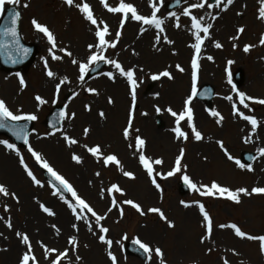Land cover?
<instances>
[{
	"label": "rangeland",
	"instance_id": "rangeland-1",
	"mask_svg": "<svg viewBox=\"0 0 264 264\" xmlns=\"http://www.w3.org/2000/svg\"><path fill=\"white\" fill-rule=\"evenodd\" d=\"M170 1L105 0L107 7L130 4L146 18L155 10L161 21L159 29L131 19V13L109 12L101 0H73L72 5L65 0H20L14 5L22 12L20 36L34 45L37 53L21 71L0 69V100L14 115H35L36 119L26 148L15 147L13 151L0 144V185L8 193L0 194V264H20L26 254L34 258L29 264H113L108 253L115 257L116 264H264L259 239L264 237V194L251 192L255 187L264 188V156L259 151L264 149V104L255 102L264 100L260 0H233L224 10L226 0L220 6L215 2L212 8L207 6L208 0H182L180 7L166 12L164 6ZM85 3L97 21L95 25L80 11L79 6ZM200 3L204 7L191 8ZM186 8L188 16L184 15ZM192 17L202 26L212 25L207 36L197 33L203 40L198 53L192 47L196 43ZM33 20L49 30L55 47L34 28ZM105 26L108 31L104 39L115 47L97 48L95 32ZM238 28L243 31L238 33ZM216 43L221 47H215ZM94 53L105 60H116L125 71L132 70L135 87L112 64L104 60L89 63ZM193 55L198 65L196 92L203 85L214 89L210 108L192 93ZM99 61L106 64L101 72L85 79L86 72ZM81 64L87 66L82 80ZM238 69L244 78L236 88L232 74ZM47 71L54 76H47ZM164 71L172 78L159 76ZM106 73H111L112 79ZM153 75L159 78L153 80ZM238 93L246 97L243 103ZM37 96L44 103H39ZM190 96L192 125L200 132V140L195 139L187 114L177 123ZM53 104H66V117L61 128L48 131L43 121ZM233 105L237 113L255 118V130L233 112ZM177 127L185 136L177 137ZM65 137L77 143L70 145ZM137 137L145 141L139 150ZM0 140L11 143L2 136ZM97 146L100 151L93 156L88 149ZM29 147L103 219L97 221L86 209H80L71 192L61 196L54 191L43 178L46 169L37 163ZM225 152L233 159H228ZM243 153L254 155L249 164L251 171L241 160ZM140 154L149 162L151 177L139 161ZM73 155L79 157V163ZM108 155H114L119 164L106 165L104 157ZM21 159L39 184H34L25 172ZM237 161L245 167H239ZM174 168L179 170L169 176ZM124 172L132 173V178ZM185 176L195 188L185 183ZM180 182L188 188L184 195L178 192ZM213 183L234 192L244 188L250 194L239 193V203L229 200L227 194L202 195ZM112 185L121 191L109 193ZM127 200L138 204L144 215L124 203ZM65 201L84 219L77 220ZM41 205L53 215L44 212ZM199 205L204 206L212 221L210 233ZM150 208L159 209L166 220H161L159 213L149 212ZM168 222L173 226L169 227ZM229 224L239 227L245 238L237 237L231 228L220 227ZM101 227L108 231L101 233ZM24 234L28 244L21 242ZM101 234L111 241L110 245L99 240ZM70 239L74 243L70 244ZM129 240L149 247L146 261L124 254L123 246ZM157 248L162 253L159 257Z\"/></svg>",
	"mask_w": 264,
	"mask_h": 264
},
{
	"label": "snow or ice",
	"instance_id": "snow-or-ice-1",
	"mask_svg": "<svg viewBox=\"0 0 264 264\" xmlns=\"http://www.w3.org/2000/svg\"><path fill=\"white\" fill-rule=\"evenodd\" d=\"M221 2H222V0H216V6H220ZM232 2H233V0H226V3L224 4V8H222L221 10L226 9L228 5L232 4ZM19 3H20V0H0V14L3 13L5 5H17ZM65 3L68 4V5H72L73 4V0H65ZM101 3L105 4V0H101ZM260 4H261V6L259 8V18L261 20H264V0H260ZM23 6L27 7L26 4L23 5ZM207 6L209 8L213 7L212 4H208ZM79 7H80V11L85 15V19L88 20L89 22H91L93 25H95L97 23V21L93 18V15H92V12L90 11L89 6L85 3V4H82ZM105 7H107V4H105ZM202 7H204V3L192 4L191 5V8H202ZM107 10L109 12H113V13H116V12H121V13H125V14L131 13V19L136 20V21H142L143 24L155 25L158 29L160 28V25H161V21L156 18L155 10L153 11L152 16L150 18H146L144 16L138 15L136 10H135V8L132 5L126 4V3H123V2H121L118 7H107ZM184 15L185 16L189 15V10L187 8L184 10ZM19 17H20V13L18 11H11L10 12L11 27H5L2 30H0V35L10 36L13 39H15L16 35H17V33H16V23H17V20L19 19ZM215 18L216 17H213V19H215ZM191 19H192V28L195 29V32L193 33V35H194L195 40H196V43L194 45H192V47H194L196 52L198 53L200 51V45L203 43V40H202V37L200 35H198L197 33H201L202 32L204 34V36H207L208 33H209V29L212 27V25L209 24V25L202 26L200 24V22L197 20L196 17H192ZM203 19H204V17H200L199 18V20H203ZM101 23H103V22H101ZM120 23H121V25H123L124 20L122 19L120 21ZM32 24H33L34 28L37 31L42 32L47 37L48 42L50 44H52L53 47H55L53 35L49 32V30L45 26H42L39 23H37L35 20L32 21ZM141 30L143 31V29H141ZM107 31H108V29H107L106 26L102 30H100V29L96 30L95 35L99 39V44L95 45V47H97V48H100V47H103V46L115 47L114 43L109 44L108 42L105 41L104 37L107 34ZM242 31H243L242 28H238L237 29L238 33L242 32ZM119 35H120V33L117 32L116 36L119 37ZM260 43L264 44V36L261 37ZM89 47L91 48L93 46L90 45ZM215 47L219 48V47H221V45L219 43H216ZM248 50H249V46L246 45L244 47V51L247 52ZM61 51H64V49H61ZM68 55H71V53H68ZM53 59H59V57L53 56ZM209 59H211V58L209 57ZM96 60H104L106 63L112 64L117 70L120 71V74L122 76H127V80H128L129 85L131 87H133V88L135 87V84H134V81H133V72H132V70H127V71L123 70L121 68V65L116 60H105L103 55H97V54L94 53L93 55H91L89 57V63H92V62H94ZM73 63H76V61H73ZM191 66H192V82H193L192 93H193V95H195V93H196L195 85H196L197 67H198V65H197V57L195 55H193V57H192ZM86 67L87 66L85 64H81L80 65V73H81L80 79L81 80L83 79V74H84V72L86 70ZM177 69L179 71L183 72V68H180L179 65H177ZM46 75L49 76V77H53L54 73L51 72V71H47ZM106 75L108 76L109 79H112V74L111 73H106ZM159 76H165V77H168L169 79L172 78L167 71L161 72L159 74ZM159 76L153 75L152 79L156 80V79L159 78ZM64 82H65V80H61V83H64ZM20 85H21V87L24 86V81L22 79L20 80ZM56 87H57V89H59L60 85L58 84ZM89 91L95 92L94 89H89ZM238 95L240 96L241 103H243V101H244V99L246 97L244 96L243 93H238ZM191 98L192 97L190 96L187 100H185V102H184V111L182 113H180V115L178 116L177 123H179L180 120H183L184 117H185V114H187V116H188V125H189V127L192 128V131H193V134L195 136V139L196 140H200L202 138L201 134L192 125L191 110L188 107L189 101L191 100ZM133 99H135L134 93H133ZM227 99H231V97H227ZM36 100L39 103H44V101L39 96L36 97ZM255 102L259 103V104H264V100H257ZM109 103H112V101L109 100ZM244 106L248 107L247 105H244ZM157 111H159V109H157ZM233 112L236 113L237 115H240V117L242 119L248 121L251 124L253 130H255V128L257 126V121L255 120V118H253L251 116L243 115L242 113H237L235 105H233ZM63 115H64V113L62 112L61 116H63ZM101 115H103V114L101 113ZM172 115L175 116L176 113H172ZM212 115L216 116L218 114L216 112H212ZM35 119H36L35 115H14L5 106V103L2 100H0V128L5 127V124H4L5 120L19 121V120H35ZM129 123H131V114H130ZM217 123H219V120L217 121ZM87 131L88 130L85 129V132H87ZM174 131L176 132L177 137L185 136V133L182 132L179 127L174 129ZM13 134L16 135L18 138L23 137L24 138V142L27 144V142H28L27 141V136H26V134L23 133L22 129L19 130V131H14ZM128 135H129L128 128H125L124 129V137L127 139ZM65 139L67 140V142L70 145L77 143V141L74 140V139H69L67 137H65ZM218 143H220V142H218ZM0 144H3L6 148L15 151V146L13 144H11V143H8L7 141L0 140ZM144 144H145L144 140H142L140 137L136 138V145H137V149L138 150ZM221 147H223L222 144H221ZM28 151L31 152L32 156L36 159L37 163H39L42 168L46 169L48 174H50V176L55 181H57L59 183V185L62 186L65 191L72 193V197L76 201V205L80 209H86L88 212H90L92 214V216L96 217L97 221L103 219V217L97 215L92 210V208L89 207V205L83 199H80L76 195V193L72 190L71 186L67 183V181L64 180L63 177L58 175L46 162H42L41 157H40V155L38 153L34 152L31 149V147H29ZM88 151L93 156H95L100 151V149L97 146V147L89 148ZM259 151H260L261 156H264V149H260ZM16 154L19 156V152H17ZM182 154H183V150L181 151V155ZM225 155H228L227 152H225ZM72 159L74 161H76L77 163L80 162L79 157L76 156V155H73ZM180 159L181 158L178 156L177 159H176V164L177 165L180 164ZM228 159L231 160L233 158L230 155H228ZM139 161H140V163L142 165H144L145 169L148 172V175L151 177L152 176V169L149 166V162L146 160V158H145V156L143 154H140ZM109 162L115 163L117 165L119 164V161L117 160V158L114 155H108V156L104 157V163L107 165ZM20 163L24 167V170L28 174V176L30 178H32L33 183L34 184H39L40 182L38 180H36V178L33 176L32 172L27 168L26 165H24L23 159L20 160ZM155 163L156 164H160L161 161L160 160H155ZM236 163L241 168L245 167V165L240 164L239 161H237ZM178 170H179L178 168H174L172 172L168 173V175L171 176V175L174 174L175 171H178ZM248 170L249 171L252 170L250 165L248 166ZM123 174L126 177L132 178V173L124 172ZM183 179H184L185 183L189 185V187L195 188V185L191 184V182L189 181L187 176H185ZM153 184L157 187V189H159V185L156 184V182L154 180H153ZM113 191L120 192L121 190L116 185H112L111 188L108 189V192L111 193ZM214 192L215 193H219L220 195L227 194V198L229 200H232V201L236 202V203H239V198H238V194L239 193H243L245 195H249L250 194L244 188H240V189H238L237 191L234 192V191H230L229 189H227L225 187H220L216 183H213L210 188H208L204 193H201V194L202 195H213ZM251 192L252 193H257V194H264V188L255 187V188H253L251 190ZM0 194H4V195L8 194L7 190L5 189V187L3 185H0ZM55 194L56 193L54 192L53 195H55ZM13 198H15V197L13 196ZM65 203L68 204V207L72 210L73 215L75 216V218L77 220L84 219L83 216L77 214L76 207H74L72 204L68 203L67 201H65ZM124 203L131 205V207L134 208L138 213H140L141 215H144V212L142 211L141 207L138 204L134 203L131 200L124 201ZM113 204H115V201H113ZM40 207L48 215H53V213L48 208H46L44 205H41ZM185 207H188V205L185 204ZM148 211L152 212V213H159L160 219L161 220H166V217L163 215V213L159 209L150 208ZM199 211H200L201 215L203 216L204 221L207 223L208 232L210 233L211 232L212 221H211L209 215L207 214V212L205 211V208H204L203 205H199ZM168 226L172 227L173 225L171 224V222H168ZM9 227H10V225H9ZM72 227L75 228L76 225L73 224ZM220 227H222V228L223 227H228V228L233 229L234 233H235V235L237 237L245 238V236H246V234L243 231H241V229L239 227H237L235 224L221 225ZM107 231L108 230L106 228H103V227L100 228V232L101 233H105ZM17 235H20V234L18 233ZM247 238L248 239H253L254 237L247 236ZM259 239L261 240V251L264 252V237H260ZM99 240L101 242L105 243V244H108V245L111 244V241L106 240L105 236L103 234H101L99 236ZM21 242L24 243V244H28V237L26 235H24L22 237V239H21ZM69 243L70 244L74 243V240L70 239ZM134 243L139 244L140 248H142L144 250V252L147 253V252L150 251L149 247L147 245L141 243L140 241L136 240V241H134ZM155 253H156L157 257L162 255L161 250L159 248L155 249ZM108 255H109V258L113 261V264H116L115 257H113L111 253H108ZM30 260H34V258L32 256L26 254V255H24L22 257V259L20 261V264H29ZM53 264H56V262L53 261ZM161 264H163V262H161ZM225 264H227V262H225Z\"/></svg>",
	"mask_w": 264,
	"mask_h": 264
},
{
	"label": "water",
	"instance_id": "water-1",
	"mask_svg": "<svg viewBox=\"0 0 264 264\" xmlns=\"http://www.w3.org/2000/svg\"><path fill=\"white\" fill-rule=\"evenodd\" d=\"M216 0H210L213 4ZM181 3V0H174L166 6V10L170 11L177 8ZM18 11L16 8L11 7L6 10L1 22H0V30L5 27H11L10 21V12ZM19 12V11H18ZM18 22L16 23V38L13 39L10 36L0 35V65L8 69H20L28 65V63L32 60V56L34 54V49L32 47H28L22 44L19 35H18ZM26 50V51H25ZM102 64H99L93 68L90 73H95ZM236 86H240L242 84V71L238 70L234 74ZM214 90L209 86H203L197 93L196 97L203 101L207 107L210 106V101L213 97ZM64 111L63 108L56 107L53 112L49 116V121L51 124L49 125L51 128L59 125L62 116L61 113ZM5 127L0 128V134H6L9 136L15 143L18 145H25L24 138H18L14 135V131L23 130V133L27 135L28 131L31 129L30 121L24 123H9L8 121H4ZM253 155L251 154H243L242 160L249 164L253 160ZM187 191L184 183H181L179 186V193L184 195ZM125 252L129 255L136 256L141 260L146 258L144 252L133 242H130L125 247Z\"/></svg>",
	"mask_w": 264,
	"mask_h": 264
},
{
	"label": "bare ground",
	"instance_id": "bare-ground-1",
	"mask_svg": "<svg viewBox=\"0 0 264 264\" xmlns=\"http://www.w3.org/2000/svg\"><path fill=\"white\" fill-rule=\"evenodd\" d=\"M53 202H54V201H53ZM54 203H55V202H54ZM24 235H25V234H24ZM2 258H3V257H2ZM2 258H1V259H2ZM2 260H3V263H4V259H2Z\"/></svg>",
	"mask_w": 264,
	"mask_h": 264
}]
</instances>
